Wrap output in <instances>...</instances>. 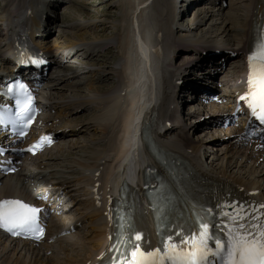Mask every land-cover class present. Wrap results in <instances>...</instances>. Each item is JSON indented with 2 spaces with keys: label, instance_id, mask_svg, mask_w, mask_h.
I'll return each mask as SVG.
<instances>
[{
  "label": "bare ground",
  "instance_id": "bare-ground-1",
  "mask_svg": "<svg viewBox=\"0 0 264 264\" xmlns=\"http://www.w3.org/2000/svg\"><path fill=\"white\" fill-rule=\"evenodd\" d=\"M155 1L156 0L151 4L147 3L146 5L144 3L143 10L140 9V5L143 4L140 0H128L127 2L128 11L134 9L135 14L132 18L129 33L124 37L118 36L120 47L119 62L117 64V69L113 71V78H115L116 81L114 83L116 90L110 93L113 88L109 89L108 92H104L102 91V87H93L91 88L93 89L91 97L87 95V97L78 99L77 101L72 100L71 97L67 100L55 98L54 101H47L45 97V101H47L45 102L46 108L52 112V115L49 119H45L44 123H51L52 126L54 124L59 125L58 130L61 131L59 135L62 139L71 133L74 134V131L78 128V124L72 118L74 111L84 106L85 108L90 107L89 109L95 110V115L90 120L94 123L93 127L98 130L96 140L102 144L96 149L94 148L95 150L93 151L91 160L76 162V166L82 170V173H79L73 179L69 180L64 177L55 178L54 175L52 176L54 177L52 182H56L58 186L68 191L69 197L72 198V201L75 203L76 214L79 218L73 221L74 218L67 219L65 217L61 219V223L59 222L57 224L50 222L47 240L52 239V237L55 239L54 243L51 242L52 244L50 245L45 242L35 245H28L26 242H19L16 240L10 242L0 235V264H37L36 253H40V251L43 252V255L50 252V254H48L50 257H45L46 263L44 262V264H104L107 262L113 254L115 237L113 236L107 220L106 201L109 195H118V190L124 183L126 177L131 178L129 182L132 189H134V192L131 193V197L129 198L130 207L132 209V224L129 232L131 246L133 244H138L148 249L156 247L159 244L161 237L159 232L160 222L154 219V212L143 195L140 183V177H142L145 169V163H151L152 160L149 158L146 148L141 152L139 136H135V126L138 123L137 120L140 119L139 117L148 110L153 101H156L154 110L157 112L156 121L157 124H160L161 129L167 127L168 124H165L166 121L173 120V123L177 121L179 107L177 103L174 104L175 97L180 96L178 93L179 87L177 85V79L180 80L183 79V77H176L178 75H184V72L181 75V71L183 70L180 71L176 68L170 70L166 66L167 60L171 59V52L178 46V40H172L173 43H170L171 41L168 42V40L166 42L162 31L166 30L170 25H175L173 23L174 20L169 22L166 18L171 17L176 11L167 8L164 17L160 18L159 15L157 16V20L154 21L152 17H154L155 14L152 11V7ZM167 1L170 2V0H164V2ZM4 2L5 6L0 13V25L8 28L13 26L15 22H18L20 18L24 17L25 21L22 25L25 27L21 28L24 31L26 30L27 37L29 41H31L33 30L40 27L41 22H43L41 19H37V15H39L37 9L38 7H42L43 9L46 8V2L43 0H4ZM222 3V0H214L212 8L208 6L204 12L200 13V21L198 15H195L191 19L192 25L199 27L208 25L209 27L214 23L215 26L217 22L214 21L219 20V26L217 25L219 34L225 38L224 40H226L228 47H233V49L230 50L235 54V58H239L242 65L243 63L246 64V53L252 41L261 35L264 36V0H239L238 10L234 9V7L232 8L231 5L229 6V17H224L222 13H219L221 10L220 8H222ZM216 6H219L217 7V11L214 10ZM144 9L145 15L148 16L145 31L144 26H138L137 24V14H141ZM237 11L241 13L238 14ZM74 13H76L75 10L71 13L74 19L65 23L67 25L66 27L56 29V32L63 34V40L66 43L64 46H71L72 44L76 46L75 43L77 41H85V31L82 32L83 29L88 30L90 36L94 34L92 28L93 24L87 21L82 22L76 20ZM150 15L152 16L150 17ZM160 19H162V24L159 23ZM196 29H198V27ZM174 31L180 33L182 30L177 27ZM201 33L203 34V32ZM91 37L92 38L86 40V42L89 48L95 49L98 47L99 40L94 39L99 38H94V36ZM15 38L22 44L28 46L35 45L28 43L29 41H25L23 36H19L15 29H12L10 34L0 30V39L3 42L0 44V76L11 77V72L13 71L12 67L9 64H3L1 58L8 50V46H6V43L4 44V41L9 39L10 42L8 45L11 47ZM107 38L108 36L100 41L107 40ZM154 39L155 42L152 45ZM52 41L55 42L54 39H52ZM181 41L186 44L184 45L181 43V46H178L179 49L183 50L188 49L186 46L189 45H191L192 50H196L205 45H223V42H219L216 38L209 40L201 38L198 41L193 40L195 42H189L184 38L181 39ZM35 46L38 47V45ZM38 48L41 49L40 47ZM38 48L34 49L38 50ZM84 48H86V46L81 49ZM45 51L46 50L42 52L45 53ZM152 51L153 53L150 55ZM186 63L189 64V62ZM197 67L198 70H193L191 72L193 68ZM193 68L188 70V76L184 79V91L187 89L191 90L190 88L197 90L200 86H204L203 84L209 89L213 87L216 88L214 83L208 81V75L205 73L206 67H204L203 64L200 63ZM221 71L222 68L220 66L218 73ZM245 71L246 68L242 71V66L240 69H237L233 81L234 83H232L233 85L229 88L231 89L232 87L231 91L222 92V96L219 97V100L225 99L227 102H230L236 91H242ZM102 73H104V71ZM71 76L72 75L68 72H63L60 76H57L56 80L58 81V85L62 89L66 86H74L75 82L72 81L74 78ZM93 76H95L94 73ZM87 81L90 83L91 80L89 79ZM153 94L154 97L152 98ZM171 104L174 105L171 111H169L168 109ZM188 108L191 107L188 106ZM207 111L211 113L210 117L207 118L203 124L207 127L213 124L222 126L223 121L230 117V112L226 114L224 107L222 108L221 114L220 109L218 110L215 105L211 106L209 110L204 108L203 112L206 113ZM191 112L197 116L200 114V111L197 112L196 110L190 111L189 113ZM177 123L173 125H177ZM138 129L139 123L136 131H138ZM79 131L80 129L78 132ZM229 133L231 136L223 147L224 156L227 155V151L230 152L231 156L239 155L241 151L240 148L246 146L249 147V149H243L247 152V157H245V155L243 156L246 158L245 160L251 161L253 165H257V162L260 160L261 163L259 166L263 163L262 167H264V149L261 143L245 141L243 133L239 129L229 130ZM169 135L166 134L163 137L158 136L157 140L170 158L175 161H180L181 164L184 165L189 175L185 182L189 181L190 186L183 191H178L177 188L173 186V190L180 200L179 212L173 214L169 218L168 224L175 225L176 227H183L184 223H188L189 229L194 231L191 225L194 206L187 202L188 198L192 195V188L194 185L197 187L204 186L216 191H224L229 198L238 197L241 199L253 200L252 197H249V192H252L258 194L261 200L263 199L260 195V190H263L264 185L262 186L260 183L261 181L264 182V174L261 171L259 172L260 181H252L247 179L244 180L245 178H243L241 173H237L238 176H233V174L228 173V168L231 165L230 162H227L224 166H220L221 168L219 169L221 170H218L219 173L213 171L214 168L209 170V173H205L202 169H207V166L204 164L202 165V169L196 166L194 161H200L199 158L204 148V143H213L208 140V132H204L205 136L203 135L204 137L202 140H199L201 143L189 140L188 137H186V133L182 130L178 131L173 137ZM90 144H92V142H90ZM51 152L50 150L46 154L38 155L34 158L38 163L35 170L40 169L41 172L48 170H42V166L46 167L56 159ZM141 158L142 160H140ZM38 161H40V163ZM97 172L99 173L97 174ZM254 173L255 171L251 173V176H253ZM20 175V173H16L6 177L0 176V199L31 198L30 194L20 185ZM96 182L99 183V186L97 187V192L94 193L93 186ZM43 187H46V185H43ZM198 196H200V194ZM215 199L216 202H220L221 199L223 201L225 198L216 195ZM194 201L199 204L201 203L200 197H195ZM179 214L182 217H179ZM72 221L74 226L79 222L77 230L79 229L81 233L78 234L79 231L76 230V233L60 237V235H58L59 229ZM137 235L141 238L139 241L136 240ZM73 237L74 239L75 237L81 238L79 245L72 242L73 240L70 241ZM84 245L88 247L85 248ZM77 246L80 250L74 253L72 248ZM64 251L69 252L66 253ZM60 254H63V256Z\"/></svg>",
  "mask_w": 264,
  "mask_h": 264
},
{
  "label": "rangeland",
  "instance_id": "rangeland-1",
  "mask_svg": "<svg viewBox=\"0 0 264 264\" xmlns=\"http://www.w3.org/2000/svg\"><path fill=\"white\" fill-rule=\"evenodd\" d=\"M43 1L46 2L47 7L44 9H42V7L40 8L38 7L37 10H38V14H40V16H43V20L44 21L47 20L46 24L50 26L47 29L48 34L52 33L48 35L49 38L51 39L55 38L56 29L60 27H66L67 25L65 23L70 22L71 20L74 19L71 13L75 10L76 13H74V17L76 20H79L82 22L87 21L93 24L92 28L94 30L93 31L94 34H92L91 36H94V38H99L97 39L99 41L108 36L107 40H109V42L101 46L98 49V51L92 52L91 55L90 53L85 54L83 58L80 57L85 65V68H84L85 71L84 73L82 72L79 74H74L77 77L72 80L75 82L74 86H70V87L66 86L64 89H62L58 85L57 82H54L53 84L50 85V87L46 91H44L43 95L44 97H46V100L54 101L55 98L67 100L69 97H71L72 100L77 101L78 99L87 97V94H89L91 97V93H93V89L91 88L93 87L95 88L102 87L103 88L102 91L104 92H108L109 89L114 88L115 87L114 83L116 81H115V78H113V71L117 69V64L119 62V51H120L118 36L124 37L125 35L129 33V30L131 28L130 25L132 22V18L135 14L134 9L131 11H128L127 9L128 0H43ZM144 1L146 0H140V2H143V4L140 5V9L142 10H143L144 3H145ZM222 1H223L222 8H220L221 10L219 13L220 14L222 13L224 17H229L230 15L229 6L230 5L232 6V8L234 7V9L236 10H238L239 8L238 6L239 0H222ZM4 6H5L4 0H0V13ZM207 7L208 5L207 6L205 5L196 6L195 4L190 5L187 7V10H186L187 15H184V17H180L177 19L176 17L179 14V11L175 10L176 13L172 15L173 17L171 16L169 18L167 17L168 19L166 18V20H169V22L174 20L173 23L175 25L173 26L170 25L166 30L162 31V33H164L166 42L168 40V42L171 41L170 43H173L172 40H175V41L178 40L177 44L180 47L181 43L186 45L185 43L181 41V39H184V38L187 39V41L189 42H195V41L200 40L201 38H204L205 40L216 38L217 40H219V42L221 43L223 42V45L227 46V42L226 40H224L225 38H223L219 34V30L217 27V25L219 26V20L214 21V22H217L215 26H214V23L211 24L209 27L208 25L207 26L203 25L200 27L196 25H192L191 19L195 15L196 16L198 15L199 16L198 19L200 21L201 20L200 13L204 12V10H206ZM217 7L219 6H216L214 8L215 11L218 10ZM167 8H171L173 9V11L174 9H176L174 5V0H170V2L169 1L164 2V0H156L152 7V11L155 14V16L152 17L153 20L156 21V17L159 15H160V18L164 17V13L167 12L166 11ZM210 8H212V6ZM237 12L238 14L241 13L240 11H237ZM151 16L152 15H150V17ZM147 20H148V16L145 15V9L141 14H137V24L138 26H144V31L146 30ZM159 23L162 24V19H160ZM176 26L179 27L180 30H182L180 33H177L176 31H174L177 28ZM197 27L198 29H196ZM0 30H2V32H7V34L11 33V30L10 32L6 31V27L3 25H0ZM82 32H84L85 40H89L92 38L89 35L88 30L83 29ZM201 32H203V34ZM51 39H48V43L46 41V46H49L48 44H50ZM107 40H104V41H107ZM2 43L3 42L0 39V44ZM178 46L176 47L175 50H173V52H171V59H168L166 62L168 63L166 64V66L171 70H174L175 68L179 70V68L177 67H180L184 64L185 60H187L188 57L190 56L189 55L190 50H192L191 45L186 46V48L188 49H184V50L179 49ZM239 64H240L239 59L229 61L224 71H222L217 76V79H216L217 82H221L223 84L227 83L226 90L224 89V87L220 88L216 86H215L216 88L213 87L212 90H216L218 93H221V94L224 91H229L228 88L232 85L234 81V80L232 81L230 78L233 76L234 74L233 72H235L237 66H240ZM185 65H187V63H185ZM193 70H198V67L193 68L191 72ZM103 71L104 73H102ZM93 73L95 76H93ZM182 74H183V71H181V75ZM89 79L91 80L90 83L92 85L87 81ZM178 93L180 94L181 92L178 91ZM180 95L181 96L178 99V102H181L182 104L187 99L185 98V96L183 97V95H188V94H185L184 92H182ZM189 95L190 96L188 97L192 99H191V102L188 103V106L191 107L189 108L190 110L188 111L190 112L192 110H196L197 112L200 111V114L197 116L196 114H193L191 112L189 115L185 113L188 109V107H185L184 108L185 112L182 111L183 120L187 124H193L195 121H198V119L199 120L202 118H205V119L202 125L198 126L196 129L193 128L190 130V134L187 135L188 139L201 143V141L199 140L200 139L202 140V138L205 136L204 132L206 133L208 132L209 134L208 140L210 142H213L211 144H208L207 142L204 143V148L202 150V156H203L202 164L207 166L208 171L214 168L213 171H215L216 173H219L218 170H221L219 169L221 168L220 166H224L227 162H230L231 165L228 168V173L233 174V176L234 175L238 176L237 173H241L243 178H245L244 180L247 179V180H252V181H255V180L260 181L261 178L259 176V172L261 171L264 174V167H262L263 163L261 164V166H259V164L261 163L260 160L258 161L259 163L257 162V165L256 164L253 165L251 161L245 160L246 159L245 157H247L246 156L247 152L244 151L243 149L248 150L249 147L243 146V148H240L241 151L239 155H236V156H231L229 151L226 152L227 154L226 156L223 155L224 154L223 147L226 144V141L230 138L231 135L229 133V130H232V129H229L228 126H223V125L216 126L213 124L209 127L203 125L205 123V120L209 118L211 114L209 111H207L206 113L203 112L204 108H206V110H209L211 106L215 105L218 110L220 109V114H221L223 103L214 102V101L211 102V101H206V100H205L206 102H204V100L201 99L200 97L194 98V94H189ZM89 108L90 107L85 108L84 106L73 112L72 118L78 124V128L76 129V131H74V134L68 135V137L65 139L66 144L62 143L60 148H56L53 151L51 150L52 151L51 153L54 154L56 159H54L53 162L49 164V166L42 168V170L48 169L47 172L50 171L49 172L50 176L54 175L55 178L64 177L66 179L68 178L69 180L73 179L79 173H82V170L76 166V162H85V161L91 160L93 156V151L98 146H101L102 143L96 140L98 130L97 128L93 127L94 123L92 120H90L91 118L94 117L95 110L89 109ZM49 114L50 112L48 111L46 114H44V116L47 117ZM87 128H88V131H87ZM79 129L80 131L78 132ZM90 142H92V144H90ZM244 155L245 157H243ZM38 162L40 163V161ZM254 171H255L254 175L251 176V173H253ZM98 173L99 172H97V174ZM54 177L53 179L51 177L50 180H54ZM45 178L47 177H44V179ZM260 185L263 186L264 182L261 181ZM260 191H261L260 195L264 199V188L263 190H260ZM80 240L81 238L79 237H75V239L73 237V239L71 238L70 241L79 245ZM84 247L87 248L88 246L84 245ZM79 250L80 249L78 246L75 248H72V251L74 253ZM57 252L61 253L59 251ZM64 252L68 253L69 251H64ZM42 253H43L42 251H40V253L39 252L36 253L37 264H42V263L44 264V262L46 263L45 257H48V256L50 257V255H48L50 254V252H47L44 255ZM60 255L63 256V254H60Z\"/></svg>",
  "mask_w": 264,
  "mask_h": 264
},
{
  "label": "snow or ice",
  "instance_id": "snow-or-ice-1",
  "mask_svg": "<svg viewBox=\"0 0 264 264\" xmlns=\"http://www.w3.org/2000/svg\"><path fill=\"white\" fill-rule=\"evenodd\" d=\"M259 54L256 66L253 63L256 52L249 55L248 92L239 100L246 101L250 113L264 125V45ZM13 87L17 108L23 113H18V118L27 128L35 113L34 97L20 82L8 86L10 93ZM20 135L23 136L24 132L21 131ZM37 146H30L29 151ZM230 207L231 211L222 217L227 221L223 238L211 234L209 223L200 220L198 235L178 236L175 240L169 236L156 250H141V247L134 246L130 253L132 259L124 264H264V212L257 211V207L264 206H252L251 211L244 206ZM39 211L20 200H0V228H6L12 235L27 232L42 235L43 228L36 224ZM140 239L137 235L136 240Z\"/></svg>",
  "mask_w": 264,
  "mask_h": 264
},
{
  "label": "trees",
  "instance_id": "trees-1",
  "mask_svg": "<svg viewBox=\"0 0 264 264\" xmlns=\"http://www.w3.org/2000/svg\"><path fill=\"white\" fill-rule=\"evenodd\" d=\"M71 77H73L75 79L76 78V75H72Z\"/></svg>",
  "mask_w": 264,
  "mask_h": 264
}]
</instances>
